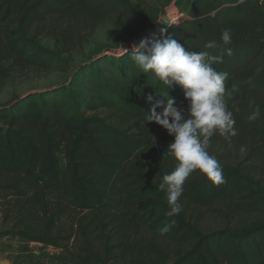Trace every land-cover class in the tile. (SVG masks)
I'll list each match as a JSON object with an SVG mask.
<instances>
[{
    "label": "trees",
    "instance_id": "1",
    "mask_svg": "<svg viewBox=\"0 0 264 264\" xmlns=\"http://www.w3.org/2000/svg\"><path fill=\"white\" fill-rule=\"evenodd\" d=\"M173 1L188 18L177 16L158 30L165 10L143 14L132 0H0V90L30 68L66 71L63 54L83 23L115 16L128 21L121 43L108 53L97 46L68 83L0 103V191L29 194L27 202L41 215L33 229L0 235L62 249V264H264V221L207 232L187 209L224 198L237 213H264V186L244 165L264 157V0ZM225 29L229 44L221 39ZM40 30L56 39L53 47L42 43ZM167 36L186 50L221 58L213 67L227 73L225 100L237 130L230 140L218 131L208 140L223 182L193 171L178 201L182 211L172 217L160 184L177 164L167 152L174 137L146 121L147 96L155 103L170 95L183 108L188 101L179 85L168 89L144 73L132 53L144 38L151 44ZM212 41L216 46L206 47ZM257 109L259 116L250 120ZM233 140L256 145L242 162L223 164L214 149ZM8 177L15 179L3 182ZM69 208L79 211L77 230L87 239L78 254H69L55 232ZM140 234L145 237L133 239Z\"/></svg>",
    "mask_w": 264,
    "mask_h": 264
},
{
    "label": "rangeland",
    "instance_id": "2",
    "mask_svg": "<svg viewBox=\"0 0 264 264\" xmlns=\"http://www.w3.org/2000/svg\"><path fill=\"white\" fill-rule=\"evenodd\" d=\"M132 2L135 9L143 14H149L156 8L157 11L165 10L166 15L164 14L157 23L158 30H160L163 22H172L177 16L188 18L187 12L181 13L175 1L132 0ZM126 18V16H115L91 25L83 23L80 29L75 32L71 51L63 54L67 67L66 71L27 69L4 84L0 90V103H6L17 96L36 93L68 83L70 75L75 69L92 59L97 46H103L106 52L110 47L114 48L121 43L124 38L123 31L128 26ZM39 38L43 44L51 47L54 46L56 40L43 30H40ZM255 145L254 141L239 142L233 140L227 146L215 147L214 153L219 154V160L223 164L235 165L245 160L252 146ZM59 158L60 164L64 166V156L60 154ZM244 165L248 167V172L252 177L256 180L260 179L262 186H264V157L257 160L247 159ZM14 179L8 177L3 179V182H12ZM28 199L29 194L17 195V192L13 191H0V233L9 229L24 230L39 226L41 215L36 207L33 208V205L27 202ZM51 202L54 203L55 199L51 198ZM187 209L190 217L207 232L223 228L239 230L264 221V213H237L232 200L224 198L214 200L207 206L190 205ZM78 220L79 211L69 208L55 230L61 246L68 245L71 248L68 250L69 254L71 252L78 254L82 248L87 247L86 237H81V233L77 230L76 222ZM70 235L73 238L69 240L68 236ZM143 236L142 234L137 235V237L133 236V239L143 238ZM94 246L96 247L95 243ZM61 252L62 249L52 245L46 246L42 242L25 241L11 235H0V262L8 260L11 264H62Z\"/></svg>",
    "mask_w": 264,
    "mask_h": 264
},
{
    "label": "clouds",
    "instance_id": "3",
    "mask_svg": "<svg viewBox=\"0 0 264 264\" xmlns=\"http://www.w3.org/2000/svg\"><path fill=\"white\" fill-rule=\"evenodd\" d=\"M163 31V30H162ZM224 44L231 43V32L225 29L221 36ZM214 41L206 47L213 48ZM231 51L230 49L228 50ZM133 60L144 72H152L167 88L179 85L184 92L187 107L178 106L170 95L152 103L154 97L147 96L151 104L145 119L162 126L174 139L168 144L167 152L176 161V167L163 176L160 189L165 191L169 217L182 211L179 198L184 191V184L193 171L199 169L213 182H223L222 165L218 159L209 154V138L219 132L225 139L237 134L235 119L225 100L227 73L218 72L213 64L220 57L207 52H194L171 36L149 44L147 38L139 45H133ZM160 108L162 111H157ZM259 116L257 109L249 117L255 120ZM175 225V220L160 229V234L168 233Z\"/></svg>",
    "mask_w": 264,
    "mask_h": 264
},
{
    "label": "water",
    "instance_id": "4",
    "mask_svg": "<svg viewBox=\"0 0 264 264\" xmlns=\"http://www.w3.org/2000/svg\"><path fill=\"white\" fill-rule=\"evenodd\" d=\"M2 264H11V263L8 260H4V261H2Z\"/></svg>",
    "mask_w": 264,
    "mask_h": 264
},
{
    "label": "crops",
    "instance_id": "5",
    "mask_svg": "<svg viewBox=\"0 0 264 264\" xmlns=\"http://www.w3.org/2000/svg\"><path fill=\"white\" fill-rule=\"evenodd\" d=\"M2 262V261H1ZM1 262H0V264H1Z\"/></svg>",
    "mask_w": 264,
    "mask_h": 264
}]
</instances>
